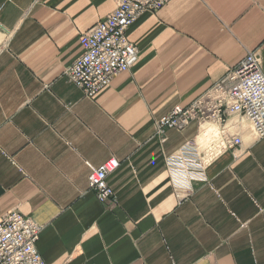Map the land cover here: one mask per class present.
I'll list each match as a JSON object with an SVG mask.
<instances>
[{"label":"crops","instance_id":"0c3cea01","mask_svg":"<svg viewBox=\"0 0 264 264\" xmlns=\"http://www.w3.org/2000/svg\"><path fill=\"white\" fill-rule=\"evenodd\" d=\"M116 0H0V217L42 227L45 264H264V138L246 120L225 125L224 150L178 201L164 158L218 124L168 130L155 122L186 107L256 53L264 74V0H170L128 28L133 67L94 98L64 72L79 36ZM115 158L100 204L88 165Z\"/></svg>","mask_w":264,"mask_h":264},{"label":"built area","instance_id":"2783aa9c","mask_svg":"<svg viewBox=\"0 0 264 264\" xmlns=\"http://www.w3.org/2000/svg\"><path fill=\"white\" fill-rule=\"evenodd\" d=\"M170 0H116L115 9L79 36L81 55L64 72L85 97L94 98L110 85L113 77L129 71L137 61V48L126 36L128 28L144 13H156ZM230 116L246 120L254 139L264 138V74L256 53H248L233 69L186 107L175 106L155 122L160 143L168 130L181 131L191 121L218 124L197 143L187 141L164 158L173 192L178 201L190 196L195 183L206 182L207 165L224 150L241 146L238 134L225 128ZM119 167L115 158L98 167L88 165V186L100 204L114 199L107 178ZM42 227L9 211L0 217V264H45L36 248Z\"/></svg>","mask_w":264,"mask_h":264}]
</instances>
